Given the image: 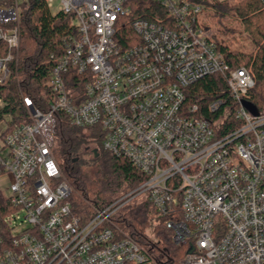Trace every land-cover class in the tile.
I'll return each instance as SVG.
<instances>
[{
	"label": "built area",
	"instance_id": "obj_1",
	"mask_svg": "<svg viewBox=\"0 0 264 264\" xmlns=\"http://www.w3.org/2000/svg\"><path fill=\"white\" fill-rule=\"evenodd\" d=\"M23 1L0 0L8 49L0 86L17 68ZM154 1L163 19L132 21L122 46L116 35L128 0H45L74 31L52 56L45 100L19 91L25 121L11 125L7 116L0 131V193L12 209L0 264H160L111 220L134 199L147 200L173 243L187 246L179 264H264V111L243 105L255 82L228 66L201 25V6ZM217 73L227 97L210 102L205 117L185 90ZM59 116L96 129L104 151L148 179L103 209L87 204L89 215L74 214L54 154Z\"/></svg>",
	"mask_w": 264,
	"mask_h": 264
},
{
	"label": "trees",
	"instance_id": "obj_2",
	"mask_svg": "<svg viewBox=\"0 0 264 264\" xmlns=\"http://www.w3.org/2000/svg\"><path fill=\"white\" fill-rule=\"evenodd\" d=\"M201 6V25L209 29L216 24L221 35L230 39L214 41L231 68H245L255 82L248 94V101L256 111H264V1L241 0L236 4L215 0H186ZM129 14L121 19L116 35L122 46L133 37L130 23L136 19L157 21L165 16L164 10L154 0H128ZM208 15V19L205 16ZM234 16L248 33L252 49L233 47L234 29H226L222 18ZM124 24V25H123ZM68 16L51 17L45 0H24L20 12V47L17 68H12L11 79L0 86V121L11 116V125L25 121L26 114L20 94L32 98L35 104L45 100L52 56L62 51V40L73 34ZM231 42V43H230ZM8 53L0 42V57ZM76 76V75H75ZM78 76H76L77 78ZM187 105L196 104L205 117L207 105L227 97L225 77L219 73L206 76L192 83L185 90ZM228 131L227 129L223 132ZM90 150H97L92 156ZM54 154L66 180L73 189L68 201L77 215H89L87 204L103 209L112 202L143 184L148 177L137 171L125 160L113 157L101 148V136L96 129H76L63 116L57 119ZM12 212L11 206L0 193V236H6L5 219ZM123 232L143 246L160 264H179L187 252L184 244L175 245L171 233L165 229L164 219H158L147 200L134 199L124 203L111 217Z\"/></svg>",
	"mask_w": 264,
	"mask_h": 264
},
{
	"label": "rangeland",
	"instance_id": "obj_3",
	"mask_svg": "<svg viewBox=\"0 0 264 264\" xmlns=\"http://www.w3.org/2000/svg\"><path fill=\"white\" fill-rule=\"evenodd\" d=\"M215 1H226L229 2L230 4H236L237 2H240L241 0H215ZM206 19H208V15L205 16ZM223 24L225 25L226 29H234V35L236 41L232 42L233 47H239L240 49H244L246 51L251 50L252 49V44L250 41V38L248 36V33L244 31L243 26L241 25V23L235 19L234 16H227L226 18H222ZM211 33H212V38L214 39V37H217L218 39H220L221 41H228L231 37V35H227L228 37H226V35H221V32H219V28L216 24H212L210 26V28L208 29ZM231 43V42H230ZM9 122V117L4 116L3 121L0 122V127H3L4 123H8ZM93 151L90 150L87 155V157L92 156ZM12 213H10L11 215ZM22 217V214L20 215ZM8 218V216L6 218H4L5 220ZM18 222H20V219L17 220ZM20 225V224H19Z\"/></svg>",
	"mask_w": 264,
	"mask_h": 264
},
{
	"label": "water",
	"instance_id": "obj_4",
	"mask_svg": "<svg viewBox=\"0 0 264 264\" xmlns=\"http://www.w3.org/2000/svg\"><path fill=\"white\" fill-rule=\"evenodd\" d=\"M243 105L245 106V108H246L247 110H249V111H251V112L256 111L255 106H254L253 104H251L250 102H246V101H244V102H243ZM94 153H95V152H94Z\"/></svg>",
	"mask_w": 264,
	"mask_h": 264
},
{
	"label": "crops",
	"instance_id": "obj_5",
	"mask_svg": "<svg viewBox=\"0 0 264 264\" xmlns=\"http://www.w3.org/2000/svg\"><path fill=\"white\" fill-rule=\"evenodd\" d=\"M3 127H0V131H2Z\"/></svg>",
	"mask_w": 264,
	"mask_h": 264
}]
</instances>
